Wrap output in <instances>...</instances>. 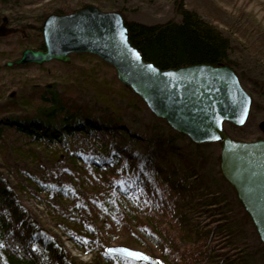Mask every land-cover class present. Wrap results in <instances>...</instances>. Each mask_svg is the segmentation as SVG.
Returning a JSON list of instances; mask_svg holds the SVG:
<instances>
[{
	"label": "trees",
	"instance_id": "trees-1",
	"mask_svg": "<svg viewBox=\"0 0 264 264\" xmlns=\"http://www.w3.org/2000/svg\"><path fill=\"white\" fill-rule=\"evenodd\" d=\"M177 2L179 20L154 24L127 20L109 0L104 6L121 14L130 44L145 61L160 69L228 66L246 90L231 36ZM49 5L30 17H11L16 28L10 35L19 33L18 51L1 60L17 59L26 48L43 50L40 26L45 17L86 4L59 0ZM22 6L24 0H0L8 11ZM79 58L112 68L91 54L70 55L71 61ZM1 67L9 69L4 63ZM257 75L262 78L256 89L262 100L264 73ZM69 81L72 91L68 84L61 88L53 83L15 89L0 101V264H142L105 252L119 231L126 235V245L143 247L148 241L157 246L160 264H264V248L220 174L218 154L206 153L220 143L196 145L171 129L118 82L115 71L110 79H99L76 67ZM249 95L251 112L257 102ZM227 126L223 130L230 135ZM237 130L231 137L249 141L244 129ZM59 150L67 161L56 172L59 182L52 192L66 202L54 206L39 196L48 192L49 183L36 173L44 159L54 165ZM21 197L35 199L54 216L62 236L84 252H94L95 260L72 256L60 235L33 217ZM190 239L187 247L179 244Z\"/></svg>",
	"mask_w": 264,
	"mask_h": 264
},
{
	"label": "water",
	"instance_id": "water-1",
	"mask_svg": "<svg viewBox=\"0 0 264 264\" xmlns=\"http://www.w3.org/2000/svg\"><path fill=\"white\" fill-rule=\"evenodd\" d=\"M5 25L6 18H2L0 36L6 34ZM40 31L44 49L26 48L17 59L7 61L6 67L51 61L69 64L74 53L91 54L110 65L118 82L171 129L196 145L220 143V174L234 190L264 248V140H236L223 130L224 123L241 127L251 104L250 95L231 68L192 64L160 69L130 44L119 12L102 11L90 4L68 14H49ZM259 129L264 133V121ZM105 252L135 263L160 264L143 251L126 246H110Z\"/></svg>",
	"mask_w": 264,
	"mask_h": 264
},
{
	"label": "rangeland",
	"instance_id": "rangeland-1",
	"mask_svg": "<svg viewBox=\"0 0 264 264\" xmlns=\"http://www.w3.org/2000/svg\"><path fill=\"white\" fill-rule=\"evenodd\" d=\"M53 1L57 2L59 0H24L25 6H22L18 10H7L6 7H0V18L8 19V23L5 25L6 34L0 36V57H3L7 53L15 51L18 49L16 45L18 43L19 33L11 34L10 29L16 28V23L12 22L11 17L14 15H25V17H30L38 14L40 10L44 7L50 6L49 4ZM66 3H70L74 6L82 4L83 2L87 5H93L102 11H115L108 10V6H104L108 0H100L101 4L98 2H92L91 0H64ZM113 3V7L116 9H122L127 20L135 21L143 24H154L166 22L168 20H179L176 13L177 0H109ZM183 5L189 9H193L198 12L202 17H204L209 22L217 25L226 34L230 35L233 41L235 57H237L238 64L237 70L242 72L243 84H245L246 92L252 93L253 97L256 99V108L249 111L245 123L242 127H234L230 124L229 136H235L236 133L240 132L237 129L243 130L249 136V141L256 139L264 140V133L259 129V124L264 121V98L261 100L260 94H257L259 90H256L257 85L261 86L262 78L257 75V73H264V0H180ZM2 21L0 20V24ZM31 23V21H27ZM24 33V32H23ZM256 36L255 38L252 35ZM21 35V34H20ZM24 35V34H23ZM254 44L255 46H252ZM1 60L0 58V101L9 95L10 91L18 90L19 88H30L33 86H43L55 83L61 88H65L66 85L68 89L72 91V86L67 82L70 78L74 77L76 67H82L88 69V71L99 79L105 78L110 79L114 69L101 65L96 60H91L87 58L85 61L83 59H75L71 61L66 67L64 63L59 61H51L44 63L42 65L28 64L21 65L23 67L13 68L7 67L9 69H4L1 65H5L7 61ZM240 62V63H239ZM18 66V65H17ZM40 69H39V68ZM233 70V69H232ZM234 71V70H233ZM236 74V73H235ZM240 82V81H239ZM242 86V85H241ZM262 90L260 93H262ZM148 109V108H147ZM143 116V115H142ZM142 118H145L144 116ZM227 134V133H226ZM232 137V138H233ZM42 155H47L48 152L37 149ZM60 154L57 156V161L54 165L44 159L43 166H37V177L44 182L49 183V190L47 193H40L39 196L42 198H47L50 205L60 206L65 203V200H60L54 191V184L58 183L59 180L55 179L57 176L56 172L59 173V168L67 160L59 150ZM220 144H212L207 148L206 153L210 156L218 154L219 157ZM44 157V156H43ZM27 162V161H25ZM29 163V162H28ZM27 164V163H25ZM23 168V165H22ZM61 177V176H60ZM63 178V177H61ZM65 178H63L64 180ZM56 185V184H55ZM60 185V184H58ZM22 203L28 208L32 213L33 217L42 222L46 227L48 226L57 235H60V240L62 241L64 247L72 255L77 257L78 260L86 262L91 261L95 256L93 253H86L84 250L77 248V246L70 241L68 238L62 236L59 230L56 228L54 223V216L43 209L41 206L35 203V199H29L21 197ZM115 240L108 242L105 248L110 246H126L132 249H138L146 253L152 258H155L160 254V250L157 246L146 241V245L134 246L126 245L124 241L126 240V235L123 233L116 232ZM177 236V235H175ZM106 237V236H105ZM178 237V236H177ZM251 241V239L249 238ZM176 242L178 240L176 238ZM192 243L190 240L179 241L181 246H188ZM150 248V249H149ZM218 251V250H217ZM220 251V250H219ZM157 259V258H155ZM264 260V258H263Z\"/></svg>",
	"mask_w": 264,
	"mask_h": 264
},
{
	"label": "snow or ice",
	"instance_id": "snow-or-ice-1",
	"mask_svg": "<svg viewBox=\"0 0 264 264\" xmlns=\"http://www.w3.org/2000/svg\"><path fill=\"white\" fill-rule=\"evenodd\" d=\"M242 122H243V120H241V123H242ZM128 255H130V256H131V255H133V254L129 253ZM134 258H135V257H134Z\"/></svg>",
	"mask_w": 264,
	"mask_h": 264
},
{
	"label": "flooded vegetation",
	"instance_id": "flooded-vegetation-1",
	"mask_svg": "<svg viewBox=\"0 0 264 264\" xmlns=\"http://www.w3.org/2000/svg\"><path fill=\"white\" fill-rule=\"evenodd\" d=\"M0 20L2 21V19L0 18ZM8 23V19L6 20V24Z\"/></svg>",
	"mask_w": 264,
	"mask_h": 264
}]
</instances>
